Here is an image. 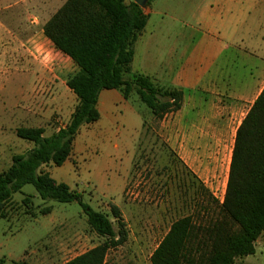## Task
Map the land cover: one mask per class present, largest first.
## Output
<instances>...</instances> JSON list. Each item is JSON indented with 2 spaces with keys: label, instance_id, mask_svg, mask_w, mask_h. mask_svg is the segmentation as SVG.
I'll return each instance as SVG.
<instances>
[{
  "label": "rangeland",
  "instance_id": "obj_1",
  "mask_svg": "<svg viewBox=\"0 0 264 264\" xmlns=\"http://www.w3.org/2000/svg\"><path fill=\"white\" fill-rule=\"evenodd\" d=\"M62 2L64 1L0 0V172L9 167L13 154L24 153L33 147L31 141L15 134L16 128L34 124L25 121L23 116L31 99H46L56 94L66 106L70 107L74 102V93L66 90L68 88L65 89L63 84L67 75L73 72L71 63L48 38L40 33L42 23ZM253 2H255L254 7L264 5V0H235L229 3H219L214 0H150L145 6L146 9L151 10L149 23L142 40L138 43L135 62L131 64V73L139 72V65L143 62V56L146 53L144 42L149 37V32L156 28L163 29V25L166 24L170 25V39L174 40L173 45L179 46L176 57L182 49V35L190 36L191 46L211 43V46L219 49L221 43H227L230 46L238 45L244 50L259 48L264 41L257 36L256 19L251 14ZM232 23L240 26L238 32L231 31ZM217 28L221 31L219 35L216 32ZM160 44L166 48L168 42L164 39ZM167 53V49L161 51L165 63L168 59ZM211 63L213 64V61L207 59L195 65L199 68L200 64L201 68L204 64ZM172 64L174 75L178 74L177 70L184 65L181 60H175ZM244 64H246L244 59H240L233 64V68L237 67L239 74L245 73L246 65ZM158 72L153 73L154 78L163 80L164 84H170V79L167 76L160 79L161 74ZM132 74H127L126 78L131 79ZM128 99L130 101L128 109H125L122 103H116L108 121L103 119L105 125L102 128L105 131L99 132L98 135L107 131L110 140L109 149H101L96 157L90 153L89 158L86 156L85 160L66 161L60 166L43 165L41 169L57 180H61L58 177L60 176L68 184L77 185L76 188L81 192L83 202L88 203L92 208L96 207L89 196L91 189L86 184L89 169H106L109 174L115 169H132V172L136 170L139 176L136 175L128 181L127 187L132 190L134 185L138 184L134 191V194L139 192L137 199L152 206L162 200L164 194H175L174 185H177L182 178L185 191L181 214L193 215L196 225H207L208 222L220 217L218 203L225 192L223 177H215L217 185L210 183L209 189L217 202L207 197V203L203 205L201 195L197 196L198 191L195 189L193 179L180 164H177L164 138L153 131H157L156 123L161 118H155L150 108L141 102L134 92ZM53 107L54 105L50 107L46 120L40 122L43 124L44 135L50 134L58 125L64 123L60 114L55 110L52 111ZM239 107L240 109L235 111L234 115L231 114L232 109L226 106L217 111L216 109L207 110L208 114H216L221 118V123L228 125V138L233 137L239 118L243 116L242 112L246 109V106L243 110L241 105ZM138 114L144 119L152 120L154 117L156 120H152V124L144 121L145 126L142 124L140 136L133 144L130 138L140 120ZM95 125L98 124L95 123ZM218 126L220 125L215 127ZM100 138V136L97 137L98 140ZM93 157L99 160V165L95 168L92 166ZM129 159H132L131 163ZM159 174H161L162 182L165 183L158 186L157 184L161 183L157 181ZM148 184V191L143 195L142 192ZM130 192L129 195L134 196ZM26 196L31 197L30 207L23 202ZM198 197L201 198V202H198L200 201ZM99 204V208L108 214L116 227L110 203L100 202ZM46 207L50 208V212L43 214L41 210ZM165 207L160 205L157 208L152 207L151 210L152 213L155 209L160 213ZM7 208L10 220L0 218V252L5 256L12 254L14 258H17L25 250L33 251L38 247L41 251L43 247H46L50 253L53 249V238L58 230L57 224L62 217L68 219L65 227L68 232L79 231L83 234L93 232L82 207L77 202L42 199L31 184H25L19 191L13 193ZM178 216L180 215L171 218L173 220ZM132 232L134 235L137 234L136 229L134 231L132 229ZM98 238V242L103 241L102 237L98 236ZM137 249L134 247L130 234L125 244L108 250L105 264H151L148 254L136 252ZM236 262L264 264V232L255 242L254 254L237 258ZM5 264L12 263L6 260Z\"/></svg>",
  "mask_w": 264,
  "mask_h": 264
},
{
  "label": "trees",
  "instance_id": "obj_2",
  "mask_svg": "<svg viewBox=\"0 0 264 264\" xmlns=\"http://www.w3.org/2000/svg\"><path fill=\"white\" fill-rule=\"evenodd\" d=\"M147 20L135 0H65L42 26L44 36L76 66L65 84L77 103L65 126L49 135H44L43 127L16 128V136L31 141L33 147L13 154L9 167L0 172V218L9 217L12 194L25 184L33 185L42 199L77 202L92 230L104 239L64 264H103L107 251L126 240L127 230L117 207H110L114 227L108 214L83 202L81 193L57 182L41 167L60 166L69 157L79 128L99 119L97 102L103 89H117L125 99L134 92L158 119L182 105L180 89L131 73L134 44ZM127 74L132 78L127 79ZM23 202L32 205L30 196ZM218 209L220 217L207 225H196L191 215L174 221L150 263L241 264L237 258L254 254L255 242L264 232V86L236 128ZM0 264H5L3 257ZM12 264L28 262L21 259Z\"/></svg>",
  "mask_w": 264,
  "mask_h": 264
},
{
  "label": "crops",
  "instance_id": "obj_3",
  "mask_svg": "<svg viewBox=\"0 0 264 264\" xmlns=\"http://www.w3.org/2000/svg\"><path fill=\"white\" fill-rule=\"evenodd\" d=\"M214 1L229 3L235 0ZM254 4L255 2H253L251 14L256 19L257 36L264 41V5L254 7ZM142 9L148 15V20L134 44V56L131 64L135 62L138 43L142 40L149 23V13L151 10L145 7ZM163 26V29L156 28L149 32V37L144 42L146 53L143 56V62L139 65V72L137 73L150 76L159 86L175 87L183 92V101L180 109L175 112L166 113L160 120H157V131H153L159 137L164 138L177 164H180L181 168L193 179L195 189L198 191L197 196L201 195L203 205H205L207 203V197H210L214 202L216 201L209 189L211 187L210 183L217 185V178L215 177H223V182L226 186L236 128L264 86V42L259 48H253L251 50H244L238 45L230 46L227 43H221V46L217 49L211 46V43H199L191 46L190 36L182 35V49L179 50V55L176 57L175 55L179 46L173 45L174 40L170 39V25L166 24ZM239 28V25L233 23L230 26L233 33L238 32ZM216 32L218 35L221 34L218 28ZM40 33L43 34L42 28L40 29ZM164 39L168 42L166 48L160 44ZM165 49L168 51L166 63L165 59L161 56V51ZM58 51L61 52L60 50ZM65 57L71 63L72 70L75 71L76 66L72 60L67 55ZM207 59H211L213 64H204L201 68L200 64L199 68L198 65H195L197 62L201 63V61H206ZM240 59H244L246 63L244 64L246 65V72L241 74H239L240 72L237 67L236 69L233 68V64L239 62ZM175 60H181L184 65L177 70L179 71L178 74L176 73L174 75V65L172 62ZM244 65L243 67H245ZM156 71H159L158 73L161 74L160 79L167 76L170 79V84H164L162 83L163 80L154 78L153 73ZM63 84L66 89L65 80ZM73 99L74 102L71 103L70 107L64 105L60 97L56 94L46 99H31L29 107L24 111L23 116L28 123H34L28 125L29 127H43V124L40 122L46 120L50 107L54 105L52 111L55 110L58 112L62 120H64L63 124L58 125L57 128L52 130L54 132L60 127L65 126L68 122L70 114L77 103L76 97H73ZM129 102V99H125L117 89L101 90L97 102V108L100 114L99 119L79 128L73 141L71 153L63 163L66 161L77 162L85 160L86 156L89 158L90 153L96 157V154L101 149H109L110 140L108 139L107 131L100 135L98 133L105 131L102 128L105 125L104 121H108L110 112L115 108L116 103H122L125 106L124 108L128 109ZM240 105L242 106V110L244 106H246V109L242 112L243 116L239 118L235 131L233 132V137L228 138V125L221 123V118L216 116V114H208L207 110L216 109L217 111L219 108L224 109L226 106L232 109L231 114L234 115L235 111L240 109ZM138 116L140 120L137 122L134 133L130 138L133 144H135L140 136L144 121L152 124V120H156L154 117L150 120L142 118L139 114ZM95 123L98 125H95ZM216 125L220 126L215 127ZM99 136L101 138L98 140L97 137ZM115 146L117 145L115 144ZM94 157L92 166L95 168L99 165V160L97 158L94 159ZM131 160H128L129 163H131ZM136 173V170L132 172V169H115L110 174L106 172V169H89L86 184L91 189L89 192L90 199L95 203L96 208L93 209L103 211L99 208L100 202H107V204L110 203L111 206L117 207L124 224L126 222L127 238L131 234L134 247L136 249L138 248L136 252L146 253L148 254V258H150L153 251L168 232L171 224L177 219L191 214H181L183 212L185 191L182 178L177 185H174L175 194H164L163 199L152 206L137 199L139 192L137 191L134 194V191L138 184H135L132 190H129L127 187L128 181L135 178L136 175L139 176ZM51 177L55 179L53 176ZM58 177L61 180L55 179L57 182H64L70 189L81 193L76 188L77 185L68 184L60 176ZM157 181H161L160 184H157L158 186L165 183L161 180V174L157 176ZM148 187L149 184L143 190V195L147 193ZM129 191L134 196L129 195ZM199 192L201 193L199 194ZM198 199H200L198 202H201V198L198 197ZM222 200L223 197H221L220 203ZM160 205L166 206L165 209L160 213L155 209L152 213V207L157 208ZM175 215L180 216L172 220L171 217ZM191 216L195 223L193 215ZM5 219L10 220L9 217ZM67 221L68 219L65 217L59 220L57 224L58 230L52 242L53 249H51L50 253H48L46 247H43V251L38 247L33 251L25 250L17 258H14L12 254L5 256L0 252V258L3 257L5 262L7 260L10 263L24 259L28 264H64L100 243L98 242L99 235L94 231L85 234L79 231H66ZM131 227L133 231L134 229L137 230L136 235L132 232ZM127 238L123 243L114 247H120L122 244H125ZM107 254L108 251L103 264L107 262Z\"/></svg>",
  "mask_w": 264,
  "mask_h": 264
},
{
  "label": "water",
  "instance_id": "obj_4",
  "mask_svg": "<svg viewBox=\"0 0 264 264\" xmlns=\"http://www.w3.org/2000/svg\"><path fill=\"white\" fill-rule=\"evenodd\" d=\"M148 0H135V3L138 4L140 7H145Z\"/></svg>",
  "mask_w": 264,
  "mask_h": 264
}]
</instances>
